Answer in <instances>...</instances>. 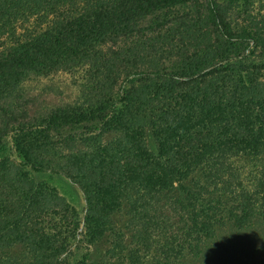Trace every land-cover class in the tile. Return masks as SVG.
Here are the masks:
<instances>
[{"label": "trees", "instance_id": "16d2710c", "mask_svg": "<svg viewBox=\"0 0 264 264\" xmlns=\"http://www.w3.org/2000/svg\"><path fill=\"white\" fill-rule=\"evenodd\" d=\"M249 3L0 0V264H264V22L234 18ZM176 23L117 97L113 78L86 105L21 102L31 75L100 68L104 47Z\"/></svg>", "mask_w": 264, "mask_h": 264}, {"label": "rangeland", "instance_id": "374dc122", "mask_svg": "<svg viewBox=\"0 0 264 264\" xmlns=\"http://www.w3.org/2000/svg\"><path fill=\"white\" fill-rule=\"evenodd\" d=\"M244 8V5L239 6L234 12V18L238 26H248V24L251 25V22H256L257 24L264 22V0H250L247 10H244ZM185 11L187 10L181 13ZM194 13H196V10L189 14L196 15ZM189 19H191V16ZM189 19H187L188 22ZM47 22V18L37 17L23 22L19 24L18 36L26 37L27 34H34L42 30ZM143 25L145 26L147 23H143ZM177 25L178 23L172 24L168 27L170 29L167 30H146L144 33L142 32L144 35L134 34L133 37L120 38L118 43L104 47V51L108 56V63L100 66V68L94 65L95 62L93 64L89 62L84 66L73 65L70 68H62L48 75H31L23 86L21 93L23 98L21 102H26L31 115L36 116L46 114L58 107L64 108L83 103L86 105L85 103L89 101L90 97L96 94V90L99 91L104 87L100 88L101 85L97 86V84L103 82L104 85L112 87L113 78L115 92L106 90L104 96L112 93L117 97L120 84L125 78L124 74L134 73L143 68H148L153 62H156L167 53V42L171 39L176 41L179 37L178 35H174L172 31L176 32L175 30H181L184 32L185 26L177 27ZM162 35L166 38L165 43L162 41ZM157 36L158 40L156 42L154 39ZM11 39L12 37L8 39V43H10ZM105 74L109 77L105 78ZM51 182L54 186H57L61 196L71 206H78L79 203L76 198L77 192L71 188L72 184L69 180L56 177ZM99 248L105 251L109 249V245H101ZM6 255L0 253L1 258H5ZM22 255H25L24 250L10 256L22 258ZM114 260L112 258V261Z\"/></svg>", "mask_w": 264, "mask_h": 264}]
</instances>
